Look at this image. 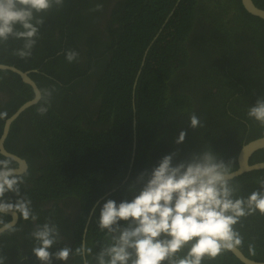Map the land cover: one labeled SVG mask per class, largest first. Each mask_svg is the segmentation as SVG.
<instances>
[{"label":"trees","instance_id":"trees-1","mask_svg":"<svg viewBox=\"0 0 264 264\" xmlns=\"http://www.w3.org/2000/svg\"><path fill=\"white\" fill-rule=\"evenodd\" d=\"M253 1L264 10V0ZM98 4L101 11L94 10ZM34 17L43 24L37 25L31 57L16 55L25 40L0 41V64L37 70L30 79L43 96L12 124L5 142L8 152L27 162L20 188L39 217L20 218L27 228L21 230L19 222L15 232L0 235L5 264H41L31 233L49 221L59 226L60 237L75 239L74 250L84 234L90 246L102 241L97 225L102 205L130 200L129 185L165 155L175 151L183 159L209 148L236 170L240 149L264 137V128L247 116L264 94V22L240 0H63L62 6L53 0ZM68 50L80 53L78 62L66 61ZM19 78L0 70V136L5 121L34 97ZM41 106L49 107L44 117L37 112ZM193 113L202 128L191 129ZM181 131L186 139L177 145ZM258 162H264V150L250 163ZM259 179L264 170L236 178L235 196L264 194ZM73 198L79 201L75 223L63 202ZM45 202H53L50 210H43ZM234 227L242 237L238 248L264 262V215L257 211ZM7 251L24 261L9 259ZM99 251L96 246L94 253ZM186 253L187 248L178 255ZM204 264L242 263L225 251Z\"/></svg>","mask_w":264,"mask_h":264},{"label":"clouds","instance_id":"clouds-1","mask_svg":"<svg viewBox=\"0 0 264 264\" xmlns=\"http://www.w3.org/2000/svg\"><path fill=\"white\" fill-rule=\"evenodd\" d=\"M52 4L53 0H0V41L10 36L25 40L24 48L16 55L21 59L31 57L39 33L37 25L43 24L34 13L46 12ZM55 4L62 6L63 0H55ZM102 7L98 4L94 10L101 11ZM17 26L23 31H17ZM79 58L77 51L65 53L69 64ZM41 100L43 96L36 103ZM49 107L37 108L38 114L46 116ZM247 116L264 128V94L248 108ZM189 121L193 130L204 126L195 113ZM186 135L181 131L176 144H183ZM13 164L11 159H0V234L15 232L19 218L33 222L39 219L31 208V199L21 192L24 175L20 165ZM237 175L230 163L209 148L183 159H178L174 151L129 185L130 200L117 203L108 199L102 205L97 220L99 232L105 234L102 241L90 246L84 234L75 250L65 246L53 253L50 250L61 237L59 226L49 221L31 233L37 241L32 252L41 264H52L53 259L67 264L73 255L80 264H204L205 260H215L242 245V237L234 227L242 217L257 211L264 215L261 192L253 191L246 199L235 196L238 189L233 181ZM257 182L264 187V179ZM96 246L100 251L94 253ZM185 248L186 255L180 257ZM249 253L256 254L253 245H249ZM0 264H5L3 257Z\"/></svg>","mask_w":264,"mask_h":264},{"label":"water","instance_id":"water-1","mask_svg":"<svg viewBox=\"0 0 264 264\" xmlns=\"http://www.w3.org/2000/svg\"><path fill=\"white\" fill-rule=\"evenodd\" d=\"M242 7L244 10L250 14L253 17H256L264 22V10L259 8L253 0H240ZM0 70L1 71H9L17 76H19L20 81H22L24 84L28 85L33 93L34 97L32 100L24 103L18 111L13 114L10 118H8L5 123L2 130V135L0 136V155L11 159L15 163H18L20 165V173L25 174L28 171V165L27 162L20 158L19 156L12 154L8 152L5 148V142L9 136L11 126L12 124L20 117L22 113H24L27 109L37 105L36 101L38 98L42 96L40 89L36 85V83L30 79V75L32 73L37 72V70L32 71H21L18 68L14 66H9L6 64H0ZM39 90V91H38ZM135 135V134H134ZM135 150H136V138L135 142L133 144V153H132V159H131V166L133 165L134 158H135ZM264 150V137L252 140L245 144L239 151L238 157H237V165L238 168L235 170L239 173V175L236 176V178L244 175L245 173L253 172V171H260L264 170V162H258L255 164H251V158L255 153L258 151ZM260 166V167H256ZM235 178V179H236ZM104 198L100 199L102 201ZM5 233V232H4ZM3 234V233H2ZM1 235V234H0ZM238 261H240L242 264H264L263 261H256L253 259L248 258L241 249L237 248L235 251L230 252Z\"/></svg>","mask_w":264,"mask_h":264},{"label":"flooded vegetation","instance_id":"flooded-vegetation-1","mask_svg":"<svg viewBox=\"0 0 264 264\" xmlns=\"http://www.w3.org/2000/svg\"><path fill=\"white\" fill-rule=\"evenodd\" d=\"M3 96L1 95L0 96V98H2ZM3 130V129H2ZM2 135V134H1ZM2 156V155H1ZM4 157V156H3ZM6 158V157H5ZM14 162V161H13ZM264 192V191H263ZM10 197H12V195H9ZM24 197H26V198H29V195H23ZM14 198H15V196H14ZM64 203H65V205H66V207H65V213H66V216H68V217H70L71 218V220L73 221V223H75V216H76V214H77V209H76V207H75V205L76 206H79V201L78 200H75V198H73V199H70V200H68V201H63ZM43 204V203H42ZM53 204V202H48V203H44L43 204V210L44 211H47V210H50L51 208H52V205ZM59 206H62V203L61 202H59ZM97 206V205H96ZM63 207V206H62ZM92 216H93V211L91 212V214L89 215V219H88V222L91 220V218H92ZM9 219H11V217H9ZM19 222H20V229L21 230H23V229H25V228H27V227H25V224H24V222L22 221V220H20V218L17 220V225L19 224ZM75 227V224H73V225H71V229L72 228H74ZM87 228H88V225L86 226V229H85V232L87 231ZM62 236H61V239H60V241L57 243V244H60V245H63V247H65V246H68V247H73L75 244H76V241H75V239H68V238H65V236L63 235V234H61ZM82 241V240H81ZM73 249V248H72ZM74 250V249H73ZM13 251H16V249H14V247H13ZM7 257L9 258V259H13V260H17V259H20L21 260V262H23L24 261V259L23 258H18L13 252H10V251H7ZM79 260V258L78 257H76L75 255H73L70 259H69V261L67 262V264H73L75 261H78ZM8 264H10L9 262H7ZM52 264H64V262L63 261H56L55 259H53V261H52Z\"/></svg>","mask_w":264,"mask_h":264}]
</instances>
